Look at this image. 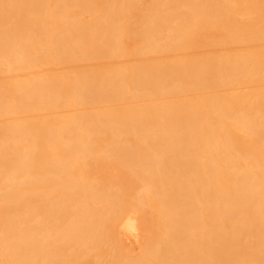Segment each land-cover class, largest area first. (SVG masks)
Instances as JSON below:
<instances>
[{
	"label": "bare ground",
	"instance_id": "bare-ground-1",
	"mask_svg": "<svg viewBox=\"0 0 264 264\" xmlns=\"http://www.w3.org/2000/svg\"><path fill=\"white\" fill-rule=\"evenodd\" d=\"M0 264H264V0H0Z\"/></svg>",
	"mask_w": 264,
	"mask_h": 264
},
{
	"label": "rangeland",
	"instance_id": "rangeland-1",
	"mask_svg": "<svg viewBox=\"0 0 264 264\" xmlns=\"http://www.w3.org/2000/svg\"><path fill=\"white\" fill-rule=\"evenodd\" d=\"M84 17L85 18H88V14L86 13L84 15ZM135 44H136L135 41H133L131 39H127V46H126V48L128 47V49H131V48H133L135 46ZM248 45H249V43H247V42H243V43H240L239 44V46H241L243 48L247 47ZM210 48H207V47H200V48L199 47H192V48L188 49L187 52H191V53H197V51L198 52H207V51H209ZM225 48H226L225 45H220V46H217V47L215 46L214 49H212V50L213 51L214 50H219V53H220V52H222V50H227ZM178 52H181V51H178ZM224 52H226V51H224ZM137 57L139 59V56H137ZM135 58H136V55L125 56V57H120V58L115 59L114 62L117 61V63L122 64V63H125V61H127V60H131V59H135ZM142 58H145V56L143 55ZM77 64H79V63H77ZM83 64H80V65H83ZM64 67H66L65 64H58V65L53 66L54 70L57 69L58 72L63 71L64 70ZM47 68H49V67L47 66ZM50 69H52V67ZM22 74L23 73H21V75ZM24 75H25V73H24ZM23 77H25V76H23ZM61 110L63 111L64 109H61ZM65 110H67V109H65ZM44 113L45 112H41L40 111V112H35L34 114H44ZM145 234H146V232H145L144 228H141L138 231L137 237L135 235H132V234H124V233H122L121 234V236H122L121 247L115 246L113 244H110V247L108 249V253L104 254V256L102 258L98 259V260L103 261V260L109 259V258H111L112 254H116V253H131V254H136L139 251V249H140V246H141V244L143 242V239H144Z\"/></svg>",
	"mask_w": 264,
	"mask_h": 264
}]
</instances>
